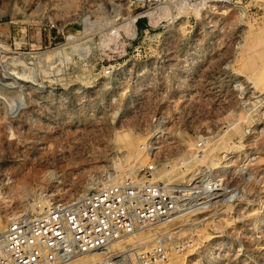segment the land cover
<instances>
[{
    "label": "rangeland",
    "instance_id": "rangeland-1",
    "mask_svg": "<svg viewBox=\"0 0 264 264\" xmlns=\"http://www.w3.org/2000/svg\"><path fill=\"white\" fill-rule=\"evenodd\" d=\"M130 1L0 0V214L24 211L26 200L41 193L80 197L101 185L103 172L129 168L138 155L140 164L156 160L157 177L165 173L159 179L180 182L177 162L200 133L227 129L218 143L223 149L262 113L255 133L243 140L258 155L250 180L232 181L238 204L177 214L162 235L187 243L180 253L166 245L171 264H264V103L242 112L234 101L197 97L209 91L204 79L213 74L264 92V82H248L244 62L263 52L264 0H162L156 12ZM140 14L154 19L145 21V40L132 37L144 22L133 24ZM49 22L58 33L44 27ZM67 34L75 35L67 40ZM186 47L191 62L201 59L189 69V87L182 83L188 64L181 53L172 59L176 48ZM100 59L125 64L120 82H105L93 70ZM13 103L15 110L23 106L16 114ZM148 140L149 154L139 149ZM144 236L132 238V246L150 244Z\"/></svg>",
    "mask_w": 264,
    "mask_h": 264
},
{
    "label": "built area",
    "instance_id": "built-area-1",
    "mask_svg": "<svg viewBox=\"0 0 264 264\" xmlns=\"http://www.w3.org/2000/svg\"><path fill=\"white\" fill-rule=\"evenodd\" d=\"M161 1L131 0L130 3L156 12ZM227 2L229 0L224 1ZM141 15L144 14L134 18L133 24L136 25L138 18L143 19ZM143 20L138 26L139 34L135 31L132 37L140 40L150 37L145 21L154 19ZM44 27L58 33L57 24L53 22ZM74 35L67 34L65 38L71 40ZM179 53L189 66L182 72L185 78L182 83L189 87V69L199 66L201 59L194 57L191 62L193 54L186 47L175 49L173 61ZM103 60L92 64L93 70L97 69L105 82H120L125 64ZM206 84L209 91H204L203 95L198 93L199 100L220 97L224 102H236L242 112L264 103V92L252 93L235 78L223 82L219 74H213L204 79V86ZM185 94L190 97L189 88ZM14 108L13 103L9 109L14 114L21 109ZM261 119L262 113L253 117L251 124L244 125L241 138H230L223 149L218 143L227 129L221 133L210 129L200 133L187 157L177 162V170L183 174L180 182L159 179L157 162L149 157L147 162L136 164L121 177H116L115 168L106 170L101 185L88 189L80 197L59 200L41 193L28 198L24 211L7 217L0 214V264H60L77 255L106 250L114 241L177 214H210L221 205L234 207L240 201V190L232 181L235 178L249 181V165L258 156L243 140L255 133L253 125ZM261 129L263 126L258 131ZM154 135L158 137L157 133ZM139 149L149 154L154 144L148 140L139 144ZM166 245H170L174 253H180L187 243L170 234L159 235L147 246H126L119 255L107 256L95 264H171Z\"/></svg>",
    "mask_w": 264,
    "mask_h": 264
},
{
    "label": "bare ground",
    "instance_id": "bare-ground-1",
    "mask_svg": "<svg viewBox=\"0 0 264 264\" xmlns=\"http://www.w3.org/2000/svg\"><path fill=\"white\" fill-rule=\"evenodd\" d=\"M129 19H130V17L125 19L124 21L129 20ZM248 43L250 44L249 45L250 47L248 49H246V50L251 49V47L253 46L252 43H254V41L250 40ZM262 43H263V39H262ZM262 48H263V52H262V50L256 52V54H255L256 55V59L254 58L255 60L253 58L252 59L250 58L253 55L250 56V57H247L244 60V62L246 63V68L248 70V74H249L248 75L249 78L247 80H249L248 82H250L251 86H253V87H258L261 84H263V82H264V47H262ZM252 61H254L253 64H251ZM238 121H239V119H238ZM140 157L141 156L138 155L136 158H134L133 163L128 165L129 168L121 167L122 164L121 165L118 164L117 166H115L116 169H117L116 177H121L122 175L126 174L127 172H130L135 167L136 164H140L141 162H143L144 157L143 156L141 158ZM173 164H175V163H173ZM162 176H165V173L159 174L158 178H161ZM175 219L176 218H173L169 222L173 223ZM166 221H168V220H166ZM166 221H163V222H166ZM163 222H161L162 224L157 223V224H154V225L146 228V229H148L146 231L141 230L142 232L139 231V232H136V233L131 234L129 236H126L124 238L118 239V240L114 241L109 247H107L106 250L77 255V256H75V257H73V258H71V259H69V260H67V261H65L63 263H60V264H95V263L99 262V260H101V259H103V258H105L107 256H111V255L112 256H117V255H119V253L122 252V250L126 246L134 245V243L132 241H130L132 238L143 237L144 234H142V233H145V232H148L149 235L148 236H144V238L146 237L145 239H151V241H149V242H152L159 235L165 234L164 233L165 231H170L171 232L172 226L168 227L167 226V222L165 224ZM158 224H160V225H158ZM156 225H158V226H156ZM193 225H195V224H193ZM141 235H143V236H141Z\"/></svg>",
    "mask_w": 264,
    "mask_h": 264
}]
</instances>
